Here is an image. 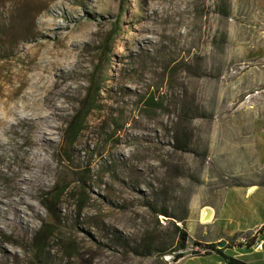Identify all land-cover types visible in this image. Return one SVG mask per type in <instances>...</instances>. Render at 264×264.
Here are the masks:
<instances>
[{
    "label": "rangeland",
    "instance_id": "1",
    "mask_svg": "<svg viewBox=\"0 0 264 264\" xmlns=\"http://www.w3.org/2000/svg\"><path fill=\"white\" fill-rule=\"evenodd\" d=\"M92 99L70 146L65 126ZM0 124V264H29L56 182L88 203L78 216L62 200L48 264H174L123 251L119 237L163 234L146 206L163 187L181 213L264 182V0H0ZM180 131L190 152L173 148ZM20 188L27 222L7 223Z\"/></svg>",
    "mask_w": 264,
    "mask_h": 264
},
{
    "label": "trees",
    "instance_id": "2",
    "mask_svg": "<svg viewBox=\"0 0 264 264\" xmlns=\"http://www.w3.org/2000/svg\"><path fill=\"white\" fill-rule=\"evenodd\" d=\"M114 34L108 36L102 43L101 49L98 54L99 62H102L103 58L107 54L108 45L112 41ZM96 92H100L97 89ZM88 102V100H87ZM93 99L83 106L66 124L64 133L66 134L69 145H74L79 139L80 135L84 132V125L86 118L92 111H95ZM147 104L158 106L154 101H149ZM160 106V105H159ZM160 108V107H157ZM191 135L187 131H180L174 136V150L179 152H190ZM205 156L203 155V160ZM83 176L89 175V171H84ZM83 178V177H81ZM77 179L75 183L85 185L86 180ZM236 186V185H232ZM80 188V187H79ZM70 185H66L60 182H56L47 193L43 194L41 198V204L47 212V220L42 224L39 231H37L31 238L29 245V264H48L47 257L49 251H47L49 241L55 236L56 225L61 224L62 218L58 214V207L62 200L67 196L71 198L74 204L75 212L79 216L88 203V199L85 196L84 190L79 192L72 191ZM168 199V190L163 187L159 191L154 193V198L151 203L146 206L156 218V228H162L158 217L166 219V225L162 232L154 230L147 231L144 237L134 246H131L128 241L119 237V247L123 251H128L137 257L142 258H162L164 256L172 257V262L176 263L178 260L185 257L186 243L188 241V235L185 230V222L187 220V209H184L181 213L176 212L175 209H167L166 203ZM242 233L234 235L230 238L224 239L221 243H224L223 248H218V244L204 245L197 242L192 243V250L188 253L190 256H207L215 254L219 256L225 264H248L250 259H256L258 256L253 255L251 257H235L232 250L239 249L233 247V241L240 237ZM118 240V239H116ZM254 240V239H252ZM253 242V241H252ZM252 244V243H251ZM72 246V245H71ZM249 248V246L247 247ZM75 249L69 247L66 251L68 259H72V254Z\"/></svg>",
    "mask_w": 264,
    "mask_h": 264
},
{
    "label": "crops",
    "instance_id": "3",
    "mask_svg": "<svg viewBox=\"0 0 264 264\" xmlns=\"http://www.w3.org/2000/svg\"><path fill=\"white\" fill-rule=\"evenodd\" d=\"M185 230L188 235L185 257L174 264H225L217 255L190 256L192 243L219 244L239 233L252 232L264 227V182L239 181L222 192L215 204L193 198L187 209ZM235 257H251L248 264H264V247L260 252L232 250Z\"/></svg>",
    "mask_w": 264,
    "mask_h": 264
},
{
    "label": "bare ground",
    "instance_id": "4",
    "mask_svg": "<svg viewBox=\"0 0 264 264\" xmlns=\"http://www.w3.org/2000/svg\"><path fill=\"white\" fill-rule=\"evenodd\" d=\"M56 107V106H55ZM46 117V116H45ZM3 118V117H2ZM39 119H41V118H39ZM4 120V119H3ZM37 120H38V118H37ZM43 120V119H42ZM46 121V120H45ZM2 124V123H1ZM0 124V125H1ZM44 124V123H43ZM47 124V123H46ZM46 124H45V126H46ZM44 126V125H43ZM44 131V130H43ZM47 133V132H46ZM48 134V133H47ZM45 144H51V140H47V139H45L44 140V145ZM43 148V147H42ZM30 167V170L31 171H33L34 169H32L33 167H37V166H33V165H30L29 166ZM34 172V171H33ZM31 182V180L30 179H21V181H20V183L21 184H29ZM17 191V190H16ZM25 194V189H19L18 190V192H17V197H16V199L15 200H11V202H9V204H8V206H9V208H10V211H9V213L8 214H10V216L8 217V216H6L5 217V221L7 222V223H10V222H12L11 220L12 219H17V220H19V222L23 225V224H25L26 222H27V220H26V218H27V216H26V214H25V211L26 210H31V208H32V206L31 205H29L27 202H25V199L24 198H22V195H24ZM32 212V211H31Z\"/></svg>",
    "mask_w": 264,
    "mask_h": 264
},
{
    "label": "built area",
    "instance_id": "5",
    "mask_svg": "<svg viewBox=\"0 0 264 264\" xmlns=\"http://www.w3.org/2000/svg\"><path fill=\"white\" fill-rule=\"evenodd\" d=\"M232 244L233 247L239 248L236 250H251L254 252L262 251L264 247V227L256 229L252 232L242 233V235L233 241ZM248 246L249 248H247Z\"/></svg>",
    "mask_w": 264,
    "mask_h": 264
},
{
    "label": "water",
    "instance_id": "6",
    "mask_svg": "<svg viewBox=\"0 0 264 264\" xmlns=\"http://www.w3.org/2000/svg\"><path fill=\"white\" fill-rule=\"evenodd\" d=\"M224 246H225L224 243H219V244H218V248H220V249L223 248Z\"/></svg>",
    "mask_w": 264,
    "mask_h": 264
}]
</instances>
